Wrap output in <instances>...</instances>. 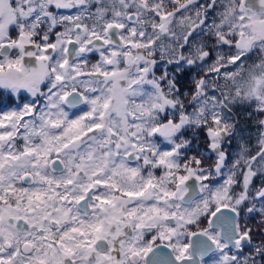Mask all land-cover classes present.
<instances>
[{
    "label": "snow or ice",
    "instance_id": "snow-or-ice-1",
    "mask_svg": "<svg viewBox=\"0 0 264 264\" xmlns=\"http://www.w3.org/2000/svg\"><path fill=\"white\" fill-rule=\"evenodd\" d=\"M0 264H264V0H0Z\"/></svg>",
    "mask_w": 264,
    "mask_h": 264
}]
</instances>
